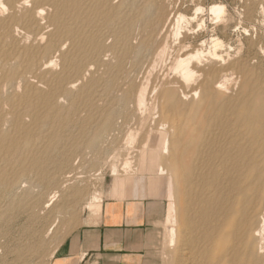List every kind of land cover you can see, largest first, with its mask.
Returning <instances> with one entry per match:
<instances>
[{"label": "bare ground", "instance_id": "obj_1", "mask_svg": "<svg viewBox=\"0 0 264 264\" xmlns=\"http://www.w3.org/2000/svg\"><path fill=\"white\" fill-rule=\"evenodd\" d=\"M226 3L0 0L1 192L23 191L34 174L43 190L58 185L49 207L72 181L65 173L61 183L65 166H47L50 156L60 148L71 159L85 135L70 130H94L96 145L128 127L137 131L126 132L128 146L144 136L137 175L124 167L129 177H116L109 196L153 201L163 256L174 264H264V66L253 39L229 37L251 29L264 0H240L236 22ZM105 79L103 93L114 90L118 102L100 109L92 100ZM104 200L96 191L86 202L89 223H101Z\"/></svg>", "mask_w": 264, "mask_h": 264}, {"label": "rangeland", "instance_id": "obj_2", "mask_svg": "<svg viewBox=\"0 0 264 264\" xmlns=\"http://www.w3.org/2000/svg\"><path fill=\"white\" fill-rule=\"evenodd\" d=\"M226 2H227L226 4L228 6L229 13L231 14L232 18H234V21L235 20L237 21L240 18V15L242 14V11H243L242 8L240 7L241 6L240 0H237V1L236 0H226ZM189 6H190V4H187L184 8L187 9V8H189ZM257 14H256L255 19L257 20L259 18L257 20L258 22H256V20H254L255 22L251 23V25L249 26V28H251V29H249L248 32H246L244 30H243V32H242V30H238L237 32L236 31L234 32V30H232L229 33V37L232 38L233 41L234 40L235 41L241 40L244 43H246L245 41H247L248 39H251V40L253 39L252 41H255L256 45H257L256 46L257 47L256 52L258 53V56L259 55L262 56V57H259L258 58L259 60H256V62L257 63L259 61L262 62V60H263V62H262L263 64H261V62H259L260 64L259 63L258 64H259V66L260 65L264 66V20H263L264 19V17H263L264 13L260 12L259 13L260 15L259 14L257 15ZM262 14H263V16H262ZM259 25H260V27H259ZM212 26L214 27V24ZM212 26H211V29L213 28ZM194 37H195V35L189 36V38H190L189 41H192ZM259 43L261 46L259 45ZM258 47H260L262 49L261 50L259 48V50L261 52L258 50ZM104 58H105L104 63L111 62L110 57H104ZM260 69H262V67H260ZM105 70H106L105 68L100 70L101 75L105 74V72H106ZM261 71H264V67ZM104 77H106V76H104ZM138 77H139L138 75L137 76L135 75L133 78L137 80ZM107 80L105 79L106 82L104 81V83L101 82L100 86L97 89L98 91L96 93L98 96H96V94H95V97H93L94 99L92 100V103H94L96 106H99L100 109L106 107L108 105V103H110V104L112 103L111 105H116L118 102L117 98L116 99L114 98V97H116L115 96L116 93H113L114 90L109 91V93L111 92L112 95L115 94L114 96H111V95L108 96L107 94L103 93V92H105L104 87L108 83ZM101 86H103V87L101 88ZM100 93L103 94L104 97L106 95V97L103 98ZM107 96H108V98H107ZM99 97H101V98L98 99ZM96 99H98V100L96 101ZM94 100H95V102H94ZM99 100H100V102H99ZM114 100H116V102ZM112 101H114V103ZM98 104H100V105H98ZM118 106L119 105H117V107L116 106H114V107L118 108ZM81 108L83 111L82 116L85 117L87 114L86 111L88 108H86V109L83 108V105H81ZM93 114H97V113L94 111ZM87 115H90V113H88ZM96 116L98 117V115H95V117ZM115 128H113L114 131L116 130ZM117 129H118V127H117ZM120 129L123 131H121ZM124 129H125V131H124ZM72 130H74V131L72 132ZM113 130L111 131L112 133L110 131L106 132L105 135L99 140L98 143L100 144V146L98 143L96 145L90 144V141H91V138L93 135L92 133H94V130H92L91 134H90L91 129L90 130H83L79 127H76V128H73L70 130L71 134L77 136L75 138L79 139L82 132H84L85 135H84V137L82 135L81 139L79 140L81 142V144H79L80 145L79 146L80 149H78L79 151H76L75 153H73L74 156L72 154L71 159L70 158L64 159L61 155V152L59 154L58 150H61L60 148L57 150L58 152L55 151V152H53L52 156H50V158L52 160H50V162L47 163V166H48V164H50L51 168L52 167L55 168V166H59V167H61L62 165L65 166L63 172L57 175V176H60V178L62 177L61 183L66 180L65 177L67 175H69V176L71 175V177L69 179H71L72 181L70 182L71 184L68 183L70 185H68L64 189V191L58 193L56 200L53 203H50L49 207H45V206H43V204L50 199V196H49L50 193L55 191L56 188L58 187V185L52 186L51 189L49 187L50 190L49 189L43 190L39 186L37 178L35 177L34 174L33 175L30 174L26 179H24L25 180V183L23 184L24 190L21 192H17V193H9V192L5 193V192H3L2 193L0 190V193H1L0 194V209H1L0 210V264H51L52 253L55 250H57L59 248V246L69 236H71L74 232L78 231L81 227H83L85 225H92V224L96 225L94 223H89L91 218H92L91 217L92 213H90L89 210L86 208V202H88L91 199L92 195L96 191H102L104 193V195H105L104 203L108 202L109 200L111 201V199H115L113 197H110L109 195L112 193V190H113L112 188L115 184L116 177L119 176L118 178H120V177L123 178L124 176H126L124 178L127 179L129 176H130L129 178H131V177H134L135 175H137L134 173L135 171H133V169L137 171V168H138L137 164H139L137 162L139 160V152L138 151H139V149L142 146L143 141H144V136L142 137V135H143V133H142L140 135H137L136 139L138 138V140H135V142L132 145L129 144V146H128V142L124 141L125 138H127V135L130 133V131L131 132L133 131L134 134H136L137 131L136 130H130V129L128 130V127H126V128L123 127V129L121 127H119V130H116V132H114ZM128 131H129V133H128ZM70 132H67V133L69 134ZM113 132H114V134H113ZM116 133L118 136L115 135ZM119 133L121 134V136L119 135ZM108 136H110V139L115 138L116 140L111 139V140H113V142H112L108 138ZM117 137H119V138H117ZM123 137H125V138H123ZM103 141H105V142L103 143ZM64 144H66V143L62 142L60 146L62 147ZM131 147H133L132 150H131ZM116 148L118 150H116ZM130 150L132 152L134 150L135 151L133 153H129ZM110 153H112V154H110ZM130 154H132V155H130ZM28 155H30V154H28ZM134 155H135V157H134ZM26 156H27V153H26ZM111 156H113V157H111ZM123 156L125 158H123ZM120 157H122V158L120 159ZM127 157L133 158V159L129 158V160L131 159L132 161L131 160L129 161ZM136 157H138V159H136ZM127 160L129 161L130 165H128L129 163ZM123 163L124 164L126 163L125 166ZM131 163H132V167H131ZM114 165H115V168L118 169L117 173H119L120 175L113 174L114 172H113V169H111V168H114ZM126 166L128 167V169L132 168L131 170L133 172L131 170H128ZM124 167L130 173V175H129L127 172V174L129 175L128 177H127L126 172L124 173V170H123ZM97 169H99V170H97ZM168 172H169V170H168ZM65 173H68V174L64 175ZM132 175H134V176H132ZM33 180H34V182H33ZM73 180H75V181H73ZM78 190H79V192H78ZM24 192H25V194H24ZM10 195H11V197H10ZM28 195H29V197H27ZM7 197H8V199H7ZM32 198H34V199L32 200ZM35 199H36V202H35ZM107 199H109V200H107ZM14 200H16V201H14ZM116 200H118V199H116ZM140 200H143L146 202H153V201L148 200V199H140ZM118 201H121V200H118ZM27 202H28V204H27ZM5 209H7V210H5ZM42 209H43V212H42ZM2 210H4V211H2ZM41 212L43 213V215ZM88 219H90V220H88ZM52 225H54V226H53L52 230L49 232V229ZM154 229H155L157 237L155 238V242L151 246V250H152L154 260H155V264H171L170 262H172V264H174L172 260H170L169 258H165L167 255L165 257L163 256L164 255L163 254L164 249H163L162 244L158 238V233H160L161 230L159 229V226L157 225L156 222L154 223Z\"/></svg>", "mask_w": 264, "mask_h": 264}, {"label": "crops", "instance_id": "obj_3", "mask_svg": "<svg viewBox=\"0 0 264 264\" xmlns=\"http://www.w3.org/2000/svg\"><path fill=\"white\" fill-rule=\"evenodd\" d=\"M102 217L100 224L85 225L69 236L51 264H155L151 246L157 212L152 202L111 199L104 203Z\"/></svg>", "mask_w": 264, "mask_h": 264}]
</instances>
